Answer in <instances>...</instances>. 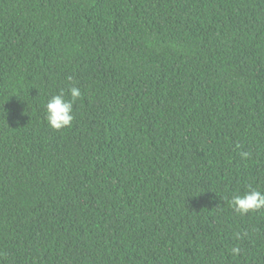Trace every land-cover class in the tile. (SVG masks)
<instances>
[{
  "label": "trees",
  "instance_id": "trees-1",
  "mask_svg": "<svg viewBox=\"0 0 264 264\" xmlns=\"http://www.w3.org/2000/svg\"><path fill=\"white\" fill-rule=\"evenodd\" d=\"M249 186L264 0H0V264H264Z\"/></svg>",
  "mask_w": 264,
  "mask_h": 264
},
{
  "label": "clouds",
  "instance_id": "clouds-1",
  "mask_svg": "<svg viewBox=\"0 0 264 264\" xmlns=\"http://www.w3.org/2000/svg\"><path fill=\"white\" fill-rule=\"evenodd\" d=\"M69 80H71V77H69ZM68 93L70 99H65V93L62 89L58 94L52 95L45 104V120L53 130L70 127L74 120L73 105L81 98L82 93L74 85L68 89ZM241 155L247 158L249 153L245 152ZM228 203L234 212L241 215L255 212L264 208V192L249 186L242 194L239 192L234 194ZM237 239H239V236ZM231 251L234 255L240 253L238 247H233Z\"/></svg>",
  "mask_w": 264,
  "mask_h": 264
}]
</instances>
